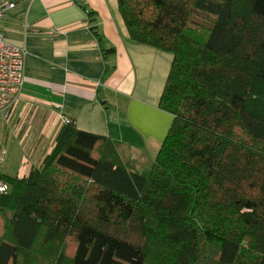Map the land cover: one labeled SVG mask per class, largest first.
I'll return each mask as SVG.
<instances>
[{
    "label": "trees",
    "instance_id": "obj_1",
    "mask_svg": "<svg viewBox=\"0 0 264 264\" xmlns=\"http://www.w3.org/2000/svg\"><path fill=\"white\" fill-rule=\"evenodd\" d=\"M116 1L173 56L171 126L142 172L69 119L39 168L0 173V264H264V0Z\"/></svg>",
    "mask_w": 264,
    "mask_h": 264
},
{
    "label": "crops",
    "instance_id": "obj_2",
    "mask_svg": "<svg viewBox=\"0 0 264 264\" xmlns=\"http://www.w3.org/2000/svg\"><path fill=\"white\" fill-rule=\"evenodd\" d=\"M0 34L24 52L18 101L0 115L1 174L39 168L62 118L123 144L136 165L154 160L172 123L158 104L173 56L131 41L116 0H16Z\"/></svg>",
    "mask_w": 264,
    "mask_h": 264
},
{
    "label": "built area",
    "instance_id": "obj_3",
    "mask_svg": "<svg viewBox=\"0 0 264 264\" xmlns=\"http://www.w3.org/2000/svg\"><path fill=\"white\" fill-rule=\"evenodd\" d=\"M16 0H0V21L11 10ZM24 83V52L6 41L0 34V115L5 118L12 113ZM63 124L68 123L62 118ZM7 192V186L0 182V194Z\"/></svg>",
    "mask_w": 264,
    "mask_h": 264
},
{
    "label": "rangeland",
    "instance_id": "obj_4",
    "mask_svg": "<svg viewBox=\"0 0 264 264\" xmlns=\"http://www.w3.org/2000/svg\"><path fill=\"white\" fill-rule=\"evenodd\" d=\"M146 157H147V159L150 160V162H152V159L150 158V156L147 155ZM135 165H136V163H135ZM140 165H141L140 163H137V165L135 167L136 171H138V172H142L143 170H146L150 166V165H146V166H143V165L140 166Z\"/></svg>",
    "mask_w": 264,
    "mask_h": 264
}]
</instances>
